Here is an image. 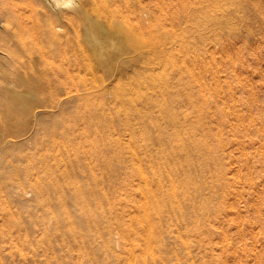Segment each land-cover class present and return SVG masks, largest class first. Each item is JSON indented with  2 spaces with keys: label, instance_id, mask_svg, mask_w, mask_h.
Masks as SVG:
<instances>
[{
  "label": "bare ground",
  "instance_id": "6f19581e",
  "mask_svg": "<svg viewBox=\"0 0 264 264\" xmlns=\"http://www.w3.org/2000/svg\"><path fill=\"white\" fill-rule=\"evenodd\" d=\"M42 2L45 7L44 21L40 23L39 29L41 30L42 27L41 31L45 33L42 36L44 38L47 35L45 40L49 44L64 40L62 36L68 37L71 33L68 30L67 33H59L64 29V20L72 23L76 16L86 19L85 22L83 21L84 32H82L81 38L83 36L84 40L83 38L82 40L86 42L90 50L87 51L85 48L80 53H73L76 57L70 59L71 61L68 57L66 59L74 62L70 65L74 69H78L79 73L84 70V74L92 73V76L83 77L82 73L78 76L73 75L72 81L83 87V92L79 94L72 93L73 95H67L65 99H62L58 98V94L55 97L52 96L50 92V97H43L41 92L49 90L44 89L46 84L57 79L59 81V77L62 76V70H54L50 66L49 68L45 66V62H48L47 54L53 53L63 59L66 52H60L57 48L53 49L49 46H46V49L49 48L50 51L48 49L45 51V45L39 48L35 43L31 44L32 40L28 41L25 38L34 29L27 31L26 37H23L24 34L21 33L26 30L18 33V29L13 31L11 26L15 30L17 25L16 23L13 25V23L16 21H12L11 24L10 13L0 11V202L4 204V201L12 198V202L16 201L18 205L21 204L18 206L19 208L24 207L22 205L30 206L33 202L41 205V200L46 199L45 197L50 195L49 191L52 189L57 193L58 200L71 205L69 211L73 212L70 214L68 210H64L63 214L65 212L69 214L65 215V219L62 218V221H53L54 223L51 224L54 226L52 225L51 228L62 239L67 238L68 235L71 236L73 239L71 245L78 248L80 254L87 251L104 253L121 246L128 252L136 253L139 250L148 255L153 264H169V260L172 262L174 257L178 264H198L197 256L199 255L194 256L193 253L195 250L193 247L197 244H192V241L196 238L200 239L202 231H204L205 205L204 182L202 180L204 177L201 176L202 173H199L202 167L199 168V172L191 169L201 161L198 159L202 158H199L194 151H192V156H189L191 148H189L186 138L187 127L177 124V119L171 116L175 114L174 112L169 114V97L166 90H162L163 96L153 98L148 92L150 94H146L145 98H142L143 85H147L148 80H154L157 77L153 78L155 76L153 68L156 63L153 52H144L138 37L120 20L113 19L109 24L98 18L97 15L90 14L87 10L88 0L81 2L79 0H42ZM65 9H70L71 13L64 14L63 10ZM11 19L13 20V18ZM65 27L67 28V25ZM17 28L21 27L17 26ZM36 31L37 29L34 32ZM71 35L74 36V34ZM74 38H76V34ZM44 43L41 42V44ZM58 44L60 43L58 42ZM149 55H151L150 58ZM196 56L197 54L194 58ZM198 56H200L199 53ZM202 56L199 59L203 61ZM52 57L53 55L51 59ZM145 57H148V62H145ZM55 62L57 63V60ZM147 72L149 73L146 74ZM50 76L52 78L48 79ZM167 80L164 85L167 84ZM155 86L159 88L158 84ZM94 87L98 88L99 92H103V99L100 100L97 95L99 101L89 98V95L95 94L94 91H91ZM60 90L62 92V88ZM98 95L100 97V94ZM78 97H80L82 105L79 103L75 106V103H78ZM83 97L88 98L82 99ZM50 100L54 101L52 105H48ZM157 100H161L159 101L160 106H157L158 110L156 109ZM141 102L145 105L140 106ZM179 104L181 106V103ZM171 106L173 107V105ZM262 106L264 107V105ZM255 108L258 109V104ZM254 109L252 112L256 111ZM76 117L80 118L84 127L76 124ZM261 120L263 121V117ZM256 123L258 124V122ZM254 127L255 125L252 128ZM62 128L64 130H61ZM124 131L128 135L126 140L121 137ZM195 145L197 144L195 143ZM261 158L264 159V156ZM82 159L84 160L82 161ZM116 163L120 165L118 167L121 169H118V172H115L116 174L111 177L112 173L110 172L113 171ZM196 166L198 167V164ZM108 170L110 178H114L113 182L109 178V173L107 174ZM76 174L80 179L74 177ZM32 175L37 176L36 183L29 186ZM247 184L244 183L245 186L252 185ZM111 186L118 192L115 197H108L106 193L108 187H110L108 192L111 191ZM234 189V193L237 194V187ZM240 189L243 190L242 187ZM240 189L239 192L242 194ZM53 192L51 194L54 198ZM210 196L215 197L212 194ZM232 197L234 196L232 195ZM117 199L123 205L126 204L125 207H133V212L135 209L128 221L125 220L124 214L115 211V206L118 203L115 200ZM236 201L239 200L236 199ZM242 202L240 201V203ZM47 206H49V202ZM63 206H56L58 208L56 211L61 213L59 210L64 208ZM8 208L10 207L8 206ZM19 208L18 210H20ZM116 208L118 207L116 206ZM11 218L13 219V216ZM109 221L111 224L114 222L118 225L116 232H113L116 226L113 229ZM4 222H6L5 219ZM28 222L27 225L30 224ZM43 224L46 226L45 221ZM9 225L13 224L8 223V227ZM29 226L28 228H30ZM256 226L258 227L259 224ZM23 228L25 227L23 226ZM43 228L39 227L36 232L38 231V235L40 234L44 238L47 236L45 234H50L48 233L50 231ZM22 229L7 235L8 238L10 237L8 239L10 242L8 243L11 244L10 247L8 246L10 251L14 249V251L20 252L25 249L20 241L27 240V243L31 241L28 240L26 231H24L26 234L23 232L25 241L21 233L19 234L21 236H17V231L19 233ZM7 230L9 232L8 228ZM2 231L5 232L4 229ZM33 231L35 232V230ZM8 232L6 231V233ZM44 232L47 233L44 234ZM169 234L175 236L174 239H177L175 242L181 246V249L187 250L185 256L180 254L183 256L180 257V251H177V255L176 250L171 252L172 249L168 254V247L173 243H170ZM48 237L47 240H49ZM198 239L193 242L198 243ZM50 244H48L49 247ZM65 244L69 245L70 243ZM29 245L28 247L33 249L34 244ZM68 245L65 247L68 248ZM39 247L41 248L40 244ZM74 247H71L70 250ZM50 249L55 248L50 247ZM56 249H59L57 245ZM40 250H44L43 252L46 253L44 247L43 250L42 248ZM63 250L70 251L66 248ZM74 250L76 252V249ZM41 251L40 253H42ZM200 262L202 261L199 259ZM2 264L4 263L2 262Z\"/></svg>",
  "mask_w": 264,
  "mask_h": 264
},
{
  "label": "rangeland",
  "instance_id": "374dc122",
  "mask_svg": "<svg viewBox=\"0 0 264 264\" xmlns=\"http://www.w3.org/2000/svg\"><path fill=\"white\" fill-rule=\"evenodd\" d=\"M79 1L81 2L82 0ZM44 10L45 7L42 0H0V11L10 13L11 24L16 21L13 25L16 23L17 26L22 28H20V30L15 26L14 30L10 25L13 31L18 29V33L20 31L22 32V30H26L21 33L22 35L24 34L23 37H26L27 31L33 29L35 31L37 29L38 32L31 31L25 39L28 41L32 40L31 44L35 43L39 48L45 45V51H47V49L50 51L49 48L46 49V46H49L53 49L57 48L60 52H66V56L63 59L55 56L53 53L47 54L48 56H46V58H48V62H45V66L47 68L50 66L54 68V70H62V76H60L61 78L59 77V81L57 79L56 81L46 84L47 86L46 88L44 87V89H49L48 91L41 92V95L46 98L50 97L49 93L51 92L52 96L55 97V95L58 94V98L65 99L67 95L70 96L72 93L75 95L83 92V87L72 81L73 75L78 76L82 73L81 76L83 77L92 76V73L84 74V70H81V73H79L78 69H74L72 65H70V63H74L70 62V59L74 56L76 57L73 53H80L85 48L87 51L90 50L86 42L83 41V36V40L81 38L82 32H84L83 24L86 19L76 16L75 18L77 19L74 18L72 23L68 20H64V29L61 32L59 31V33H67L68 30L71 32L70 34H74V36L71 35V39H69L71 37L70 34L68 37L62 36L64 40L50 42L49 44V42L45 40L47 35L43 38L45 33L41 31L42 27L41 30L39 29L41 26L40 23L44 21ZM87 10L90 14L97 15L98 18L107 21L109 24H111L113 19L120 20L136 37H138L137 39L139 43L141 42L140 44L144 52H153L155 56L153 58H155L154 60L156 62L153 68L155 71V76L153 78L157 77L154 80H148V82H146L147 85H143L142 98L144 99L146 94L148 95L150 93L153 98L163 96L164 93H162V90H166L165 92L168 93L169 97V114L171 115L174 112L175 114L171 116L177 119V124L186 125L187 127L186 138L190 146L188 147L191 148L190 150L188 148L189 156H192V151H194L199 158H202L198 159V161L201 160L199 163L197 162L198 167L196 166L197 164H195L193 169H191L199 172V168L202 167L199 173H202L201 176L204 177V179L202 178L204 182L202 183L204 184L203 194L205 205V215L203 219L204 231H202L203 237L201 236L202 239L196 238L199 240H197L198 243L196 241V243L193 242L196 239L192 241V244H197V248L196 246H194V248L191 244L193 249H195L193 252L194 256L199 255L197 256L198 264H264V180H262L264 178V159L261 158L264 156V107L262 106L264 105V0H88ZM63 13L69 14L71 11L70 9H65ZM11 18H13V20ZM71 24H73V27ZM66 25L67 28L65 27ZM75 34L76 38H74ZM73 38L74 40H72ZM143 38L146 40H142ZM41 42L44 44H41ZM58 42L60 44H58ZM166 46L168 47L166 48ZM198 53L200 56H198ZM196 54L197 56L195 58L198 59V61L194 58ZM52 55L53 57L51 59ZM151 55H149V58ZM201 56L203 61L199 59ZM66 57H68L70 61L67 60ZM147 58L145 57V62H148ZM55 60H57V63ZM161 64L164 66L162 67ZM67 66L68 69H66ZM51 78V76L48 77V79ZM166 80L167 84L164 85ZM155 84H158L159 88H157L158 86L156 87ZM61 88L62 92L60 90ZM95 88L96 87L91 90L94 91V96L89 95V98L99 101L98 98H100V100L103 99V92H99V89L96 88L98 89L96 90ZM159 89L161 90L159 91ZM98 94H100V97ZM78 98V103H75V106L79 103L81 104L80 97ZM87 98L83 97L82 99ZM159 101L161 100L156 101L157 110V106H160ZM53 103L54 101L50 100L48 105H52ZM179 103H181L182 107ZM256 104H258L259 111L255 108ZM141 105L145 104L141 102L140 106ZM171 105H173V107ZM156 109L154 108V110ZM253 109L256 111L252 112ZM262 117L263 121L261 120ZM225 120L229 123H226ZM252 120H254V123L251 122ZM75 122L81 127H84L80 118H77ZM256 122H258V124ZM253 124L255 125L254 128H252L254 126ZM61 130L64 129L62 128ZM126 135L127 133L124 131L121 137L126 140L128 138V135ZM254 142L258 144L256 145ZM195 143L197 145H195ZM202 149L204 152L201 151ZM83 160L84 159H82V161ZM114 166L116 168L114 167L112 169L113 171L110 172L108 170L107 172V174L109 172L112 173L111 177L118 172V169H121L118 167L120 165L117 163ZM76 176L74 177L80 179V177ZM36 178L37 176H31L29 186L36 183ZM110 180L113 182L114 178H110ZM244 183L252 184V188L251 186H245ZM240 184L242 185L240 186ZM254 184H256L255 186L258 187V189H256ZM235 186L237 187V194L234 193ZM112 187L113 186H111V191L114 190L113 192L110 190L108 192L110 187L106 189L108 197H115L118 194ZM241 187L243 190L240 189ZM245 188L248 194L245 192ZM239 189L240 191L242 190V194L239 192ZM248 189H251V191ZM51 191L53 192L54 190L51 189L49 191L50 195H46V199L41 200V205L33 202L30 206L22 205L24 207L19 208L18 206H21V204L18 205L16 201L12 202V198L8 201H4V204L0 202V204H2L0 205V264H2V262L4 264H153L148 255L141 253L139 250L136 253L128 252L124 248H121V246H117L116 249L108 250L104 253L100 251H87L85 252L87 255L83 253L84 257H82L83 254L81 253V255L79 253L77 250L78 248L71 245L73 242L71 236L69 237L68 235L67 238L62 239L58 237V234H55V230L51 228L52 225L54 226V224H51L54 223L53 221H62L65 219V215L69 214H66L67 212L63 214L64 210H68L70 214L73 212L69 211V209L71 210L70 204H65L58 200L55 191L53 192L55 194L54 199ZM252 193L254 194L252 195ZM211 194L215 197H211ZM232 195L234 197H232ZM236 199L239 201H236ZM47 201L49 202V206H47ZM235 201L239 204H236ZM240 201L242 203H240ZM115 202H118L116 204L118 208L115 206V211L124 214L126 217L125 220L128 221L130 215L135 212V209L133 212V207H125L126 204L123 205L118 199L115 200ZM57 203H61L58 204L59 207L64 205L63 207L65 209L61 208L59 210L61 213L56 211L58 210V208H56V206L58 207ZM8 206L10 208H8ZM246 206L247 208H245ZM18 208L20 210H18ZM61 214L62 217H60ZM225 215L227 216L225 217ZM12 216L13 219L11 218ZM4 219L6 222H4ZM27 221H29V225L34 222L32 224L33 226L27 225ZM44 221L46 226H43ZM8 223L13 225H9V228ZM257 224H259L258 227L256 226ZM21 225L25 227L23 228L24 230ZM28 226L30 228H28ZM111 226L113 229L114 226H116L113 232L118 230V225H116V223L113 222ZM39 227L46 228L47 231H50L48 232L50 234H45L47 232H44V234L47 235H43L45 236L44 238L40 234L38 235V231L36 232V230L39 229ZM18 228L23 231L21 230V232L18 233V231H20ZM2 229H4L5 232L2 231ZM32 229L35 230V232ZM15 230H18V237L21 236L19 235L20 233L22 234L24 241L26 238L23 237V235L26 233L29 237L28 240H31L30 242L28 241V243L27 240L25 241L26 243L20 241V243H23V248H25L22 251L20 250V252H16L14 249L13 251L11 250V252L9 248L11 244H9L10 242L8 239L10 237L8 238L7 235H11ZM29 230H31V234ZM6 231L8 233H6ZM24 231H26V233ZM250 232L252 233L250 234ZM3 233H6V235H3ZM15 234H13V236L17 238ZM47 237L49 240H47ZM168 238H170V243L173 242L171 244L172 247H168V254L172 249L171 252H175L176 250L177 255L180 251V257H183L181 256L183 254L185 256L187 250L181 249V246L175 242V240H177L174 239L175 236H170L169 234ZM48 241L51 242L53 247ZM66 241L70 244H65L67 243ZM29 244H34L33 249H31L32 247H28ZM39 244L42 250L44 247L46 253L43 252L44 250H40ZM48 244H50L51 248L55 249H50ZM56 245L59 249H56ZM67 245L68 248L65 247ZM63 247H65L66 250H70L71 247L74 248H72L73 251L71 249L68 252V250H63L65 249ZM74 249H76L77 253ZM40 251L42 253H40ZM98 252L100 253L97 254ZM198 252L199 254H197ZM197 258L195 259L197 260ZM199 259L202 262L199 263ZM173 260H171L172 262L169 260V264H178V261H175V257Z\"/></svg>",
  "mask_w": 264,
  "mask_h": 264
}]
</instances>
